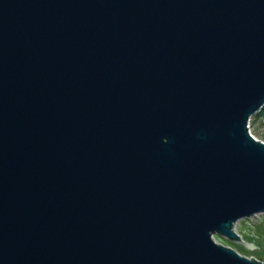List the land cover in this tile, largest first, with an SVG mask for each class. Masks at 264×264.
I'll return each instance as SVG.
<instances>
[{
    "label": "water",
    "instance_id": "water-1",
    "mask_svg": "<svg viewBox=\"0 0 264 264\" xmlns=\"http://www.w3.org/2000/svg\"><path fill=\"white\" fill-rule=\"evenodd\" d=\"M263 107L264 0H0V264H261Z\"/></svg>",
    "mask_w": 264,
    "mask_h": 264
},
{
    "label": "rangeland",
    "instance_id": "rangeland-1",
    "mask_svg": "<svg viewBox=\"0 0 264 264\" xmlns=\"http://www.w3.org/2000/svg\"><path fill=\"white\" fill-rule=\"evenodd\" d=\"M251 126L256 137L264 140V114L259 116L254 123L252 122ZM234 228L237 230L238 233H240V238L244 235L243 237H246L247 241H250L251 243L254 244L253 246L246 245V243L243 242L242 240L243 237L242 239L236 241L245 245V247L248 248V252L242 251V249H240V247L234 243L227 242L225 240L227 237L224 235H219L216 233L215 234L216 239L220 243H224L228 246L237 249L241 254L245 256H249V257L254 256L257 259L263 260L264 262V242H259L257 239L253 240L252 238L249 237V235L264 236V212L255 213L252 216L248 217L247 220L239 219L235 221ZM261 239H263L264 241L263 237ZM256 241L258 245H256Z\"/></svg>",
    "mask_w": 264,
    "mask_h": 264
},
{
    "label": "trees",
    "instance_id": "trees-1",
    "mask_svg": "<svg viewBox=\"0 0 264 264\" xmlns=\"http://www.w3.org/2000/svg\"><path fill=\"white\" fill-rule=\"evenodd\" d=\"M262 114H264V107H263V109L261 110V111H259L258 113H256L255 115H253V117H252V122L254 123L255 121H256V119L259 117V116H261ZM248 218H242V220H247ZM244 236V235H243ZM260 236V237H259ZM259 236H257V235H249V237L250 238H252L253 240L254 239H257L259 242H264L263 241V239H261L262 237L264 238V236L263 235H259ZM243 238H245L246 239V237H243ZM227 242H231V243H234V244H236V245H238L239 247H240V249H242V251H247L248 252V248H246L245 247V245H243V244H241V243H239V242H236V241H232V240H230V239H228V238H226L225 239ZM247 240V239H246ZM252 240V241H253ZM250 242V241H249ZM256 245H258L257 244V241H256ZM254 253V252H253ZM252 253V254H253ZM262 258V257H261Z\"/></svg>",
    "mask_w": 264,
    "mask_h": 264
},
{
    "label": "built area",
    "instance_id": "built-area-1",
    "mask_svg": "<svg viewBox=\"0 0 264 264\" xmlns=\"http://www.w3.org/2000/svg\"><path fill=\"white\" fill-rule=\"evenodd\" d=\"M251 122L252 120L250 119L249 122H248V126H249V131L252 133V135L256 138V139H259L256 137V135L254 134L253 130H252V126H251ZM262 141H264L263 139H260ZM260 260V259H259ZM261 264H264L263 260H261Z\"/></svg>",
    "mask_w": 264,
    "mask_h": 264
},
{
    "label": "bare ground",
    "instance_id": "bare-ground-1",
    "mask_svg": "<svg viewBox=\"0 0 264 264\" xmlns=\"http://www.w3.org/2000/svg\"><path fill=\"white\" fill-rule=\"evenodd\" d=\"M262 109H263V108H262ZM262 109H261V110H262ZM261 110H260V111H261ZM258 112H259V111H258ZM258 112H257V113H258ZM254 115H255V114H254ZM252 117H253V116H252ZM252 117H250L251 120H252ZM250 119H249V120H250ZM251 125H252V122H251ZM248 127H249V126H248ZM234 229H235V228H234ZM235 230H236V229H235ZM236 231H237V230H236ZM219 235H220V234H219ZM239 235H240V233H239ZM214 237H215V234H214ZM242 237H243V236H242ZM242 237H241V239H242ZM215 239H216V237H215ZM216 240H217V239H216ZM242 240H243V242H244V241H247V240L244 239V238H243ZM217 241H218V240H217ZM232 241H233V240H232ZM235 241H236V240H235ZM218 242H219V241H218ZM247 242H249V241H247ZM250 243H251V242H250ZM225 245H226V244H225ZM251 257H252V256H251ZM253 257H254V256H253Z\"/></svg>",
    "mask_w": 264,
    "mask_h": 264
}]
</instances>
